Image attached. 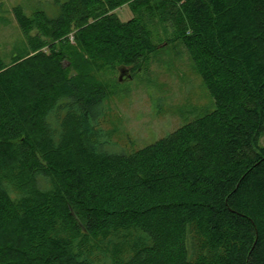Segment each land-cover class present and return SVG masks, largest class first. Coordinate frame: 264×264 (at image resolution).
<instances>
[{
  "label": "trees",
  "instance_id": "1",
  "mask_svg": "<svg viewBox=\"0 0 264 264\" xmlns=\"http://www.w3.org/2000/svg\"><path fill=\"white\" fill-rule=\"evenodd\" d=\"M52 1L58 18L18 17L34 55L0 54V264H264V0H131L128 22L130 0ZM148 11L215 109L110 154L97 76L143 70Z\"/></svg>",
  "mask_w": 264,
  "mask_h": 264
},
{
  "label": "rangeland",
  "instance_id": "2",
  "mask_svg": "<svg viewBox=\"0 0 264 264\" xmlns=\"http://www.w3.org/2000/svg\"><path fill=\"white\" fill-rule=\"evenodd\" d=\"M133 2L130 0L113 12L120 21L137 18L140 10H133ZM41 11L50 18H58L60 14V8L52 0H0V54L7 66L20 57L27 59L34 55L18 17H31ZM144 17L160 48L143 70L138 73L129 70L132 78L127 79L126 75L127 80L120 82L122 64L109 62L97 76V87L107 99L103 105L105 115L98 126L102 133L100 142L110 154H131L144 149L215 109L214 100L184 45L172 42L171 32L157 16L150 17L148 11ZM38 35L42 41L51 40L43 30L34 28L30 36ZM70 41L75 45L74 34ZM260 144L264 147V135Z\"/></svg>",
  "mask_w": 264,
  "mask_h": 264
},
{
  "label": "water",
  "instance_id": "3",
  "mask_svg": "<svg viewBox=\"0 0 264 264\" xmlns=\"http://www.w3.org/2000/svg\"><path fill=\"white\" fill-rule=\"evenodd\" d=\"M120 78H119V81L120 82H124V80H127V79H131L132 77L129 75V69L127 68H121L120 69ZM126 75H128V78L126 79ZM81 224V223H80Z\"/></svg>",
  "mask_w": 264,
  "mask_h": 264
}]
</instances>
